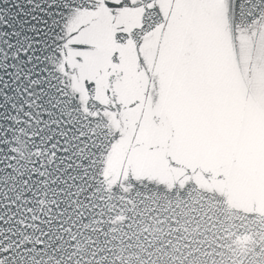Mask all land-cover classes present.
Returning <instances> with one entry per match:
<instances>
[{"label":"snow or ice","instance_id":"obj_1","mask_svg":"<svg viewBox=\"0 0 264 264\" xmlns=\"http://www.w3.org/2000/svg\"><path fill=\"white\" fill-rule=\"evenodd\" d=\"M0 264H264V0H0Z\"/></svg>","mask_w":264,"mask_h":264}]
</instances>
